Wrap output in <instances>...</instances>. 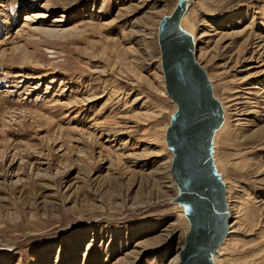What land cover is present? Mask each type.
Returning <instances> with one entry per match:
<instances>
[{
	"label": "rangeland",
	"instance_id": "rangeland-1",
	"mask_svg": "<svg viewBox=\"0 0 264 264\" xmlns=\"http://www.w3.org/2000/svg\"><path fill=\"white\" fill-rule=\"evenodd\" d=\"M176 1L0 0V264L177 257L188 221L168 202L156 32ZM181 25L224 109L231 218L214 260L264 264V0H188ZM37 46L72 70L37 62Z\"/></svg>",
	"mask_w": 264,
	"mask_h": 264
},
{
	"label": "water",
	"instance_id": "water-1",
	"mask_svg": "<svg viewBox=\"0 0 264 264\" xmlns=\"http://www.w3.org/2000/svg\"><path fill=\"white\" fill-rule=\"evenodd\" d=\"M187 6L188 0H177L156 31L164 89L174 103L164 135L176 187L168 202L181 207L188 221L178 264H216L230 222L225 183L214 157V137L225 117L207 71L196 59L193 34L181 25Z\"/></svg>",
	"mask_w": 264,
	"mask_h": 264
},
{
	"label": "bare ground",
	"instance_id": "bare-ground-1",
	"mask_svg": "<svg viewBox=\"0 0 264 264\" xmlns=\"http://www.w3.org/2000/svg\"><path fill=\"white\" fill-rule=\"evenodd\" d=\"M32 14V13H31ZM34 15H32V16H29V18H35V17H37V16H40V15H36L35 13H33ZM36 19V18H35ZM26 20H27V17H26ZM29 20V19H28ZM31 20V19H30ZM38 48H40V49H35L34 51V58L37 60V62H39V63H42V64H44L45 66H50V67H53V68H56V69H63V70H72V69H70V68H68L67 66H73L74 65V63H73V60H71V58H69V57H67L66 59H64V60H57L60 56H58V57H48V55H47V53L48 52H46V50H48L49 48L47 47L46 48V50L44 51V49H42L41 47H39V46H37ZM45 54H44V53ZM66 52V51H65ZM49 53H51V52H49ZM33 54V53H32ZM31 54V55H32ZM53 54H54V52H53ZM57 54H59L58 52H57ZM46 55V56H45ZM68 56V55H67ZM60 59H62L61 57H60ZM59 61H63L64 62V64H61ZM66 66V68H63V67H65ZM50 67H48V68H50ZM73 68H75V67H73ZM54 70V69H53ZM55 71V70H54ZM76 71V70H75ZM77 72H79V71H77ZM81 72V71H80ZM35 76V75H34ZM242 109V108H241ZM242 110H244V109H242ZM237 111V110H236ZM245 111V110H244ZM239 112V111H238ZM240 113V112H239ZM238 113V114H239ZM166 168H164V170H165ZM167 170H168V168H167ZM166 171V170H165ZM231 218V217H230ZM230 224V223H229ZM235 232V231H234ZM134 258V257H133ZM178 261H179V253H178V255H177V257L175 258V259H173V261H172V263H169V264H178ZM128 262V261H127ZM130 262V261H129ZM125 264V263H124ZM129 264H131V263H129Z\"/></svg>",
	"mask_w": 264,
	"mask_h": 264
}]
</instances>
